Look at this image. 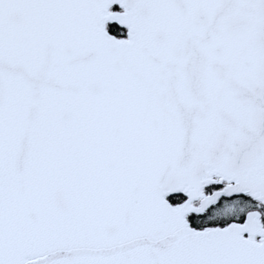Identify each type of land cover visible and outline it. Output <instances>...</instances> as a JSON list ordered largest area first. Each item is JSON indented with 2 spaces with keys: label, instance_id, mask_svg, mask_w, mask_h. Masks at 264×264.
Here are the masks:
<instances>
[{
  "label": "snow or ice",
  "instance_id": "6c2138e0",
  "mask_svg": "<svg viewBox=\"0 0 264 264\" xmlns=\"http://www.w3.org/2000/svg\"><path fill=\"white\" fill-rule=\"evenodd\" d=\"M0 264H264V0H0Z\"/></svg>",
  "mask_w": 264,
  "mask_h": 264
}]
</instances>
